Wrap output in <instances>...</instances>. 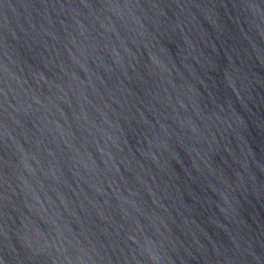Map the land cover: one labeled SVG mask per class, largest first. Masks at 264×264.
<instances>
[{
  "label": "water",
  "instance_id": "obj_1",
  "mask_svg": "<svg viewBox=\"0 0 264 264\" xmlns=\"http://www.w3.org/2000/svg\"><path fill=\"white\" fill-rule=\"evenodd\" d=\"M0 264H264V0H0Z\"/></svg>",
  "mask_w": 264,
  "mask_h": 264
}]
</instances>
